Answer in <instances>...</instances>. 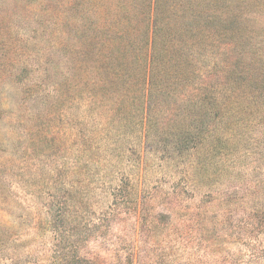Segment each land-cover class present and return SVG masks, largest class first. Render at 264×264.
<instances>
[{"label": "rangeland", "instance_id": "obj_1", "mask_svg": "<svg viewBox=\"0 0 264 264\" xmlns=\"http://www.w3.org/2000/svg\"><path fill=\"white\" fill-rule=\"evenodd\" d=\"M148 5L0 0V264L76 240L105 264H264V0L158 1L143 133Z\"/></svg>", "mask_w": 264, "mask_h": 264}, {"label": "trees", "instance_id": "obj_2", "mask_svg": "<svg viewBox=\"0 0 264 264\" xmlns=\"http://www.w3.org/2000/svg\"><path fill=\"white\" fill-rule=\"evenodd\" d=\"M148 1H149L148 13L150 16L147 20V25L151 24L153 26L152 34L150 38L151 45L148 49H145V52H143L139 48L138 53L135 54L136 55L135 61L139 62L141 65V70L137 73V82L141 81L143 84V87L141 88L143 96H141V100L138 101V109H139L138 116L140 117L139 126H140L141 132L143 133L146 132L151 122L150 120L151 119L150 118L151 105L150 104L152 101L151 94H152V86H153L151 75L153 73L152 70H154V63H155V56H156L155 53H157V48L155 49V44H154V28L157 27L155 25L156 23L155 16L159 9V6H158L159 0H148ZM133 36L134 35L131 32H129L128 30H124L121 33L117 34L116 39L113 41L115 42L117 39H122V42H120L121 52L119 54V56L121 57L120 65L122 66L121 67L122 70H118V72H115L114 77L116 78H114L113 81H111L112 82L111 84L116 83L115 80L118 79L120 75H122V73L120 72H124L126 70V67L124 66V62L126 61L127 63H130L131 52L133 51L135 53V47L133 46ZM146 65H147V68L144 69ZM124 75L126 76V80L124 82V85H125L126 83H128L126 82L128 80L127 79L128 74L126 71L124 72ZM118 91L120 90H116L115 92H118ZM125 92H129V89H127V91ZM125 99H128V98H123L120 101L122 104V106L120 107L124 108V110L127 112L129 110V102L126 105L124 102ZM113 101L115 100L113 99ZM126 187L128 188V192L122 195L121 192H123ZM135 192L136 190H135L134 180H132L129 186L117 184L115 188L114 197L116 200L122 199L123 201L128 203V200H127L128 196L133 194L131 196H133L134 200L131 203H134L135 197H136ZM115 211H116L115 209H111L109 212L105 214V218L94 217L92 221L90 220V226L88 229V237L98 238L104 233V231H108L110 229V224L105 223V221H104L105 224H102V222L100 221L103 219H108V221H111L115 215ZM77 243L78 242L76 240L71 243H64L63 244L64 246L55 244L53 253L50 256V259H51L50 264H96V262H98L99 259H102V263H99V264H105L104 261H106V259L104 258V256L103 257L96 256V258L93 260L92 257L82 252V249H80L82 244L78 245ZM126 255H127L128 261L127 263H123V264H134L132 259H134L135 250L133 247L130 249L127 248Z\"/></svg>", "mask_w": 264, "mask_h": 264}]
</instances>
